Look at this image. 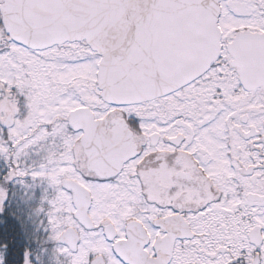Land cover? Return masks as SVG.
Wrapping results in <instances>:
<instances>
[{
	"label": "snow or ice",
	"instance_id": "snow-or-ice-1",
	"mask_svg": "<svg viewBox=\"0 0 264 264\" xmlns=\"http://www.w3.org/2000/svg\"><path fill=\"white\" fill-rule=\"evenodd\" d=\"M0 161L49 264H264V0H0Z\"/></svg>",
	"mask_w": 264,
	"mask_h": 264
},
{
	"label": "rangeland",
	"instance_id": "rangeland-1",
	"mask_svg": "<svg viewBox=\"0 0 264 264\" xmlns=\"http://www.w3.org/2000/svg\"><path fill=\"white\" fill-rule=\"evenodd\" d=\"M2 163L0 161V165ZM3 170V167H0V172ZM26 185L31 186L26 187ZM6 189L7 198L4 200L6 202L0 203V213L9 212L17 219L23 237V247L38 253L43 264H49L51 250L55 244L45 238L46 233L40 223L43 214H37L35 209L40 206L42 196L52 194L51 187L44 181H32L31 178H24L23 184L10 181L6 185ZM4 254L6 256V253ZM37 264L40 262L38 261Z\"/></svg>",
	"mask_w": 264,
	"mask_h": 264
},
{
	"label": "trees",
	"instance_id": "trees-1",
	"mask_svg": "<svg viewBox=\"0 0 264 264\" xmlns=\"http://www.w3.org/2000/svg\"><path fill=\"white\" fill-rule=\"evenodd\" d=\"M20 232V226L14 216L9 212L0 213V237L9 245V250L5 253L11 260V264H22L23 261L25 247H23V237Z\"/></svg>",
	"mask_w": 264,
	"mask_h": 264
}]
</instances>
